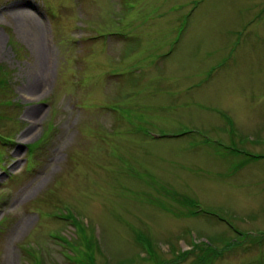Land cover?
<instances>
[{
  "label": "rangeland",
  "instance_id": "1",
  "mask_svg": "<svg viewBox=\"0 0 264 264\" xmlns=\"http://www.w3.org/2000/svg\"><path fill=\"white\" fill-rule=\"evenodd\" d=\"M0 65V264H264V0H0Z\"/></svg>",
  "mask_w": 264,
  "mask_h": 264
},
{
  "label": "bare ground",
  "instance_id": "2",
  "mask_svg": "<svg viewBox=\"0 0 264 264\" xmlns=\"http://www.w3.org/2000/svg\"><path fill=\"white\" fill-rule=\"evenodd\" d=\"M13 7L16 8L17 13L27 21V25L29 24V31L31 32V37L32 40H34L37 44L39 43L40 45L42 44L43 47V51L44 52H48V49L46 47V45H43V37H44V33L42 31V25L36 20L34 14H32L33 12L26 8V5H23L22 2H16L15 4H13ZM41 40V41H40ZM45 49V50H44ZM42 59H39L36 62V66L38 65L39 67L41 66V61ZM33 116H36V112L34 111L32 113ZM32 115H30L31 117H33ZM34 118V117H33ZM36 120V119H35ZM35 120L32 121V123H35ZM30 133L27 130L26 132H24L23 137H21V140H24L25 137H29ZM38 177L34 178L30 183L24 185L20 190L18 195L21 196H28L30 193V191H32L31 189L35 187L36 185V180ZM30 218L29 217H25V219L23 217L20 218V220L17 222V226L13 229V232L18 231L19 229H21L22 227H24L27 223H29Z\"/></svg>",
  "mask_w": 264,
  "mask_h": 264
},
{
  "label": "trees",
  "instance_id": "3",
  "mask_svg": "<svg viewBox=\"0 0 264 264\" xmlns=\"http://www.w3.org/2000/svg\"><path fill=\"white\" fill-rule=\"evenodd\" d=\"M7 71L3 66L0 65V87H3V85L7 86V81H6V74H7ZM2 75V76H1ZM0 90H2V88H0ZM47 136V135H46ZM4 140H8L7 138H4ZM39 141V140H38ZM36 143H34L33 145H35ZM32 145V147H33ZM66 218L70 217L72 218V215H65ZM80 230L83 232V228H80ZM138 238H140V234L137 235ZM79 239V238H77ZM85 243H86V249L85 250H82L83 252V264H93L92 263V257H93V248H94V244H92L90 242L89 239L87 238H83ZM148 244H149V247H150V250H149V255H148V259L152 260L154 262V264H166L165 261H163L162 258H160V256H158L156 254V252L151 248L150 246V241L145 239ZM24 252H25V255L26 257H28L32 264H46V262H44L43 259H40L37 255H35L33 252H31L30 250H26L25 248H23ZM183 257H186V255H182ZM39 262H38V260Z\"/></svg>",
  "mask_w": 264,
  "mask_h": 264
}]
</instances>
